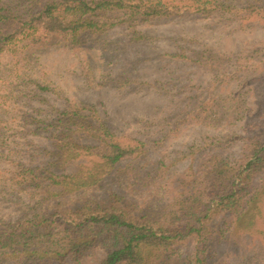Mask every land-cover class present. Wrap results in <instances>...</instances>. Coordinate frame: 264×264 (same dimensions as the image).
I'll list each match as a JSON object with an SVG mask.
<instances>
[{
  "label": "trees",
  "instance_id": "obj_1",
  "mask_svg": "<svg viewBox=\"0 0 264 264\" xmlns=\"http://www.w3.org/2000/svg\"><path fill=\"white\" fill-rule=\"evenodd\" d=\"M249 13L264 19V9L236 0H0V67L18 47H37L55 37L181 15H216L231 21ZM36 87L25 95L26 102L46 104L44 95L50 89ZM213 104L208 110L198 103L207 128ZM50 107L40 111L38 120L30 119L47 135L48 146L34 150L25 139L14 149L13 141L0 132L1 160L15 159L1 177L7 176L17 200L30 197L23 202L22 219H0V264H82L84 256L91 257V264H209L214 242L241 235L257 239L259 254L264 255V132L245 143L237 160L211 157L194 175L195 185L177 187L175 204L162 212L129 195L78 205L72 203L76 195L100 187L109 177H126L132 184L152 179L146 166L138 167L147 150L96 111ZM220 119L217 112L213 120ZM160 165L153 172L163 179ZM188 243L194 244L192 253L183 256L180 246Z\"/></svg>",
  "mask_w": 264,
  "mask_h": 264
},
{
  "label": "rangeland",
  "instance_id": "obj_2",
  "mask_svg": "<svg viewBox=\"0 0 264 264\" xmlns=\"http://www.w3.org/2000/svg\"><path fill=\"white\" fill-rule=\"evenodd\" d=\"M236 1L264 9V0ZM253 16L227 21L216 15H181L18 47L0 67V132L14 149L26 139L35 150L48 146L47 135L30 123L42 109L96 111L122 135L145 144L147 154L138 167L146 166L152 179L143 177L145 182L133 185L115 175L76 195L72 203L129 195L161 211L175 204L177 187L195 185L191 181L211 157L237 160L245 143L264 132V19ZM36 84L50 89L46 104L26 102ZM198 103L208 110L213 104L219 122L212 118L207 128ZM13 160L0 157V219L6 222L22 219L23 202H30L26 194L17 200L7 176L1 177ZM160 164L163 179L153 172ZM257 243L243 235L214 242L209 264H264ZM192 246L181 245L180 254L192 253ZM90 258L80 261L91 264Z\"/></svg>",
  "mask_w": 264,
  "mask_h": 264
}]
</instances>
